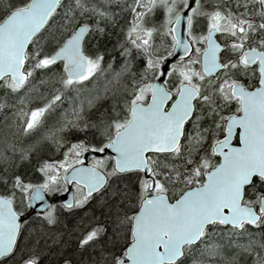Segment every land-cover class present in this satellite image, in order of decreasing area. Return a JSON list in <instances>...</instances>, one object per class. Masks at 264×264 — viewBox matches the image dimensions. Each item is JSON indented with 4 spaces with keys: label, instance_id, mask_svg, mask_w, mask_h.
Wrapping results in <instances>:
<instances>
[{
    "label": "snow or ice",
    "instance_id": "1",
    "mask_svg": "<svg viewBox=\"0 0 264 264\" xmlns=\"http://www.w3.org/2000/svg\"><path fill=\"white\" fill-rule=\"evenodd\" d=\"M0 264H264V0H0Z\"/></svg>",
    "mask_w": 264,
    "mask_h": 264
},
{
    "label": "trees",
    "instance_id": "2",
    "mask_svg": "<svg viewBox=\"0 0 264 264\" xmlns=\"http://www.w3.org/2000/svg\"><path fill=\"white\" fill-rule=\"evenodd\" d=\"M118 32L119 30H116V33H114L113 35H111L108 39H105L101 42V50L103 51L104 49H107L109 53L115 55L117 57V64H119L120 62V58L118 57V47L116 48L115 51H113L114 46L117 45V39H118ZM36 162L33 161L32 164L34 165ZM29 169L32 168V165H28L27 166ZM95 201V200H94ZM93 203V202H91ZM91 203L89 204V207L85 210V211H81L79 213H66V212H61L60 215V222L61 221H66L69 223V221H71L73 218H78V216H80V213L83 212H87L89 211V209H94L93 211H95V209H98L97 207H91ZM68 226V225H67ZM67 226L62 227L61 229H58L57 227L54 226H50V228L48 229L49 235L52 237V239L49 240V245L51 246V256L50 257H46V262L48 260H57L59 259V257L57 256V253L62 252L63 255L69 256L73 259V261L75 262L77 260V255L79 254L77 251V247L75 245V247H73L72 249V240L76 239V233L75 232H68L66 229H69V227L67 228ZM53 240H58V243H53ZM77 243V242H76Z\"/></svg>",
    "mask_w": 264,
    "mask_h": 264
},
{
    "label": "rangeland",
    "instance_id": "3",
    "mask_svg": "<svg viewBox=\"0 0 264 264\" xmlns=\"http://www.w3.org/2000/svg\"><path fill=\"white\" fill-rule=\"evenodd\" d=\"M106 59H107V57H106ZM103 81H104V78L103 77H101V79H100V81H99V85L100 86H102L103 85ZM49 155H51V153H48ZM62 193V192H61ZM56 194V193H55ZM91 202H93V203H91ZM90 203H91V207L93 208H95V207H97L98 209H95V211H93L94 209H89V211H87V212H83V213H80V216H78V218H73L71 221H69V223L68 222H66V221H61V222H59L58 224H56L55 225V227H57L58 229H61L62 227H64V226H67V228L69 227V229H66L68 232H75L77 235H78V230H77V225H78V222L80 221V219H81V217H83L86 213L87 214H91V213H93V212H95V214H96V216L97 217H100V207H99V205L96 203V201H91ZM89 203V204H90ZM89 204L88 205H86L83 209H75V210H73L71 213H79V212H81L82 210L83 211H85L88 207H89ZM63 212H65V211H63ZM70 213V214H71ZM60 216V215H59ZM76 235V236H77ZM73 242H72V249H73V247H75V245H76V239H73L72 240ZM78 257H79V254L77 255V259H78Z\"/></svg>",
    "mask_w": 264,
    "mask_h": 264
},
{
    "label": "flooded vegetation",
    "instance_id": "4",
    "mask_svg": "<svg viewBox=\"0 0 264 264\" xmlns=\"http://www.w3.org/2000/svg\"><path fill=\"white\" fill-rule=\"evenodd\" d=\"M91 159H92V157L91 158H88L87 160L85 159V162H90L91 161ZM73 191H75V189L73 188ZM67 192V191H66ZM66 192H62V193H56V194H49L48 195V198H49V200L52 202V203H55V204H59V203H62L64 200L62 199V195L64 194V193H66ZM66 213H71V212H67V211H65ZM35 212L34 211H29V213H27L26 214V216H25V219H29V220H31L34 216H35Z\"/></svg>",
    "mask_w": 264,
    "mask_h": 264
},
{
    "label": "water",
    "instance_id": "5",
    "mask_svg": "<svg viewBox=\"0 0 264 264\" xmlns=\"http://www.w3.org/2000/svg\"><path fill=\"white\" fill-rule=\"evenodd\" d=\"M91 157H92V154H88V155L85 156V159L87 160L88 158H91ZM86 163H88V162H86ZM73 192H74V191H73V187H72V186H69V190L61 196L62 199H63V200L71 199V198H72V195H73ZM46 200H47L49 203H52V202L49 200L48 195L46 196ZM38 207H39V205H38Z\"/></svg>",
    "mask_w": 264,
    "mask_h": 264
}]
</instances>
